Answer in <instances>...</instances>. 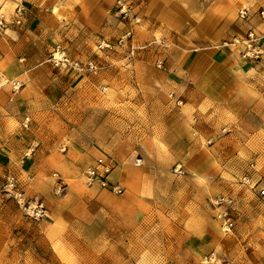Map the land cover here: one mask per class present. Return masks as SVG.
<instances>
[{
    "label": "rangeland",
    "instance_id": "1",
    "mask_svg": "<svg viewBox=\"0 0 264 264\" xmlns=\"http://www.w3.org/2000/svg\"><path fill=\"white\" fill-rule=\"evenodd\" d=\"M108 8L97 27L73 13L47 18L34 47L47 64L30 71L37 85L53 75L52 104L33 87L20 94L26 69H0L19 106L0 112V264H264V52L252 63L232 45L248 29L264 34V0ZM25 11H1L0 27H20ZM118 153L132 157L114 162ZM121 165L151 177L111 181ZM91 167L108 168L122 193L89 182ZM140 184L155 192L137 200ZM35 199L45 217L27 209Z\"/></svg>",
    "mask_w": 264,
    "mask_h": 264
},
{
    "label": "crops",
    "instance_id": "2",
    "mask_svg": "<svg viewBox=\"0 0 264 264\" xmlns=\"http://www.w3.org/2000/svg\"><path fill=\"white\" fill-rule=\"evenodd\" d=\"M112 1L113 0H0V12H4L5 19L10 15V11L20 4H24L27 9V12L25 11L26 19L23 20V24L20 27L12 26L6 29L0 27V69H3L5 64H7L8 67L9 65L16 64L15 68L26 69L27 74L25 75H27V79L25 80L23 78L25 88L20 91V94L22 95V92L27 87H33V92H38V97L42 96L40 91H43L44 95L42 97L46 99L45 102L49 103L48 105L52 104V97L56 95V92L59 89V84L54 83L56 80L52 77V74H44L43 80L45 84L41 83L37 85L35 78H33L34 74L32 71H30V67L36 66L37 62L39 61L42 65L47 64L45 63L47 59H43V56L45 55L41 54L40 52L36 53L34 49V47L39 49L43 48L41 46L44 45L45 38L42 39L41 35L46 32H50L51 27H49V25H45L49 22L47 18L53 19L56 15L67 17L69 15L68 13H73L78 17L84 16L87 18H95V26L97 27L105 18L109 10L108 6ZM53 8L56 9L55 12L53 11ZM54 27H57V24ZM46 47H48V45ZM20 53L22 54L21 57L19 56ZM24 56L27 58L24 59ZM22 58V62H19L18 60ZM12 74L13 72H10V76H12ZM30 91L31 90H28L29 94ZM7 96L8 95L6 94L4 97V89L0 88L1 113L4 111L13 113L14 110L17 111L19 109L16 98H14L13 95L12 98ZM30 107H32V105ZM37 107L40 106L34 107L33 110L37 111ZM53 155L56 156V158L58 157L57 153ZM126 157L127 159H130L132 156H129L128 153H118L114 156V162H120ZM60 159L62 160L63 158ZM60 165L63 167L64 163L61 161ZM138 174H140L139 176L141 178H148V176L151 177L149 172L143 171L142 169L137 170L136 168H132L131 165L116 166L115 169L109 173L108 177H110L111 181H116L119 184H121V182L128 184L132 181L129 179V176L132 177ZM153 189L154 187L152 186L149 189L147 184H145V186L140 184L137 186L138 191L134 193L137 194V200H145V197L150 196L155 192ZM132 194V191L126 190V193L124 192L119 198H122V200H127Z\"/></svg>",
    "mask_w": 264,
    "mask_h": 264
},
{
    "label": "built area",
    "instance_id": "3",
    "mask_svg": "<svg viewBox=\"0 0 264 264\" xmlns=\"http://www.w3.org/2000/svg\"><path fill=\"white\" fill-rule=\"evenodd\" d=\"M20 9L17 8V14H19ZM257 14L260 18L264 19V9L258 8ZM250 12L246 9H242L238 12V17L242 20H248ZM232 45L238 44L240 46V54L243 59H246L250 62H258L261 59V56L264 52V34L256 32L254 29H248L243 34L236 36L233 39ZM63 56L60 55L58 58L56 56L53 57L54 62L57 64L60 60L62 61ZM65 59V58H63ZM66 60V59H65ZM64 62V60H63ZM65 62H68L65 61ZM71 65H74L76 68H80V63L78 61L70 62ZM87 67L90 70L95 69V65L91 62L87 63ZM141 159H136L137 163H140ZM109 169L106 167L96 168L91 167L87 170V178L89 182L96 181L98 184L113 192V193H122L123 189L118 183H111L107 180L106 174L108 173ZM9 183H12V178H8ZM264 194V190L261 191ZM219 201V199L217 200ZM27 209L31 212V214L35 215L36 217H45L47 215V211L41 201L35 199L34 202H30L27 206ZM226 213L219 214L224 220L225 229H230L232 222L230 217H226Z\"/></svg>",
    "mask_w": 264,
    "mask_h": 264
}]
</instances>
